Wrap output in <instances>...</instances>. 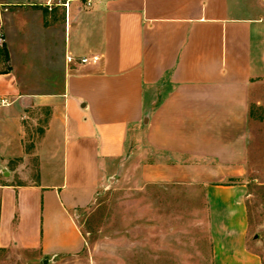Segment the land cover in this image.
<instances>
[{
    "label": "crops",
    "instance_id": "crops-1",
    "mask_svg": "<svg viewBox=\"0 0 264 264\" xmlns=\"http://www.w3.org/2000/svg\"><path fill=\"white\" fill-rule=\"evenodd\" d=\"M60 1L0 0V99L11 102L0 112V247L78 254V213L140 141L146 183L205 187L214 264H261L236 181L264 75L261 15L233 0ZM53 161L61 170L48 177Z\"/></svg>",
    "mask_w": 264,
    "mask_h": 264
},
{
    "label": "rangeland",
    "instance_id": "rangeland-1",
    "mask_svg": "<svg viewBox=\"0 0 264 264\" xmlns=\"http://www.w3.org/2000/svg\"><path fill=\"white\" fill-rule=\"evenodd\" d=\"M233 1L241 12L261 15L264 21V0ZM259 26L256 51L261 54L264 22ZM0 33L4 39L1 46H5L1 25ZM4 68L8 64L1 61L0 70ZM27 76L32 83L38 82V73ZM248 144L246 174L238 180L248 186V245L264 264V75L253 82L250 92ZM141 150L138 141L102 178L91 206L78 213L84 237L78 254L42 258L36 251L0 247V264H44L45 259L46 264H214L212 217L205 187L146 183L141 177ZM58 165L53 161L44 166L49 172L46 175L59 174Z\"/></svg>",
    "mask_w": 264,
    "mask_h": 264
},
{
    "label": "built area",
    "instance_id": "built-area-1",
    "mask_svg": "<svg viewBox=\"0 0 264 264\" xmlns=\"http://www.w3.org/2000/svg\"><path fill=\"white\" fill-rule=\"evenodd\" d=\"M60 2L61 1L58 0V3H60ZM66 5H67V3H66ZM3 42H4V39L0 33V46L3 44ZM67 60H68V62H73V61L77 60L82 64H87V63H97L100 60V57L97 55H93V56H84L81 58H75V57L69 55V56H67ZM10 104H11V102L7 98H1L0 99V107L8 106Z\"/></svg>",
    "mask_w": 264,
    "mask_h": 264
},
{
    "label": "trees",
    "instance_id": "trees-1",
    "mask_svg": "<svg viewBox=\"0 0 264 264\" xmlns=\"http://www.w3.org/2000/svg\"><path fill=\"white\" fill-rule=\"evenodd\" d=\"M0 59L5 63L8 64L9 61V55L8 51L6 50L5 46H0ZM238 181V179H236Z\"/></svg>",
    "mask_w": 264,
    "mask_h": 264
},
{
    "label": "water",
    "instance_id": "water-1",
    "mask_svg": "<svg viewBox=\"0 0 264 264\" xmlns=\"http://www.w3.org/2000/svg\"><path fill=\"white\" fill-rule=\"evenodd\" d=\"M5 175H7V172H4ZM48 262V259L44 260V264H46Z\"/></svg>",
    "mask_w": 264,
    "mask_h": 264
}]
</instances>
